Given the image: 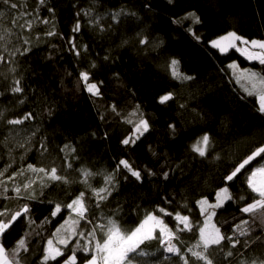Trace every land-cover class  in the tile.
Masks as SVG:
<instances>
[{
    "label": "trees",
    "instance_id": "1",
    "mask_svg": "<svg viewBox=\"0 0 264 264\" xmlns=\"http://www.w3.org/2000/svg\"><path fill=\"white\" fill-rule=\"evenodd\" d=\"M11 3L17 7L0 3V211L7 212L0 219L25 204L30 212L18 218L1 241L9 259L23 237L27 251H19V264H64L73 250L77 264H85L93 254L82 250L88 242L85 238L91 239L88 233L96 229L89 247L105 238L104 229L97 225L114 220L123 232H131L145 216L155 214L175 234L188 264H204L188 252L189 248L202 251V246L194 247L204 221L197 201L207 197L214 203L216 191L225 186L224 177L264 147V113L258 110V99L248 96L229 67L238 61L264 77V65L236 49L221 54L209 42L229 31L264 40V0ZM189 12L200 17L201 23L193 28L199 41L187 31L191 21L182 19ZM115 13L120 14L118 22L113 20ZM77 22L80 30L73 32ZM73 37L78 48L87 47L79 57L69 50ZM143 37L148 44L139 43ZM172 59L180 62L182 74L194 79H174L169 67ZM81 71H90L96 82L103 81L102 96L91 97L85 91ZM17 80L23 91L13 94ZM169 92L173 99L159 103V97ZM136 105L150 130L134 146H125L121 141L133 132V124L126 121L137 120L138 116H129ZM29 113L31 118L23 119ZM11 119L23 123L9 125ZM169 124L175 125V134ZM205 133L210 146L207 155L200 157L192 145ZM120 160L139 170L142 182L122 165L118 167ZM29 164L49 173L55 167L64 179L51 180L28 169ZM263 166L261 154L227 183L233 199L216 209L213 217L225 239L205 253L212 264L264 261V209L241 211L259 198L249 187L248 177ZM82 169L91 175L85 178ZM108 175L115 186L109 185L111 195L98 202L93 190L105 187ZM16 187L21 189L19 194ZM81 192L87 210L83 219L65 207ZM57 203L61 212L52 217ZM160 208L173 215L160 213ZM177 212L189 217L191 231L177 229L173 218ZM157 234L141 245L138 251L147 254L137 256L133 264H183L180 256L166 254ZM57 238L67 239V245L59 244ZM49 239L64 254L45 262Z\"/></svg>",
    "mask_w": 264,
    "mask_h": 264
},
{
    "label": "snow or ice",
    "instance_id": "2",
    "mask_svg": "<svg viewBox=\"0 0 264 264\" xmlns=\"http://www.w3.org/2000/svg\"><path fill=\"white\" fill-rule=\"evenodd\" d=\"M44 0H41L43 3ZM172 0H169L171 3ZM0 3L4 5H10L12 9H15L17 5L15 3L10 4V0H0ZM3 15V13H0ZM79 15V13L77 14ZM119 13L113 14V20L118 22ZM182 19L190 20L191 25L187 28V31L197 40H200V37L196 34L193 30L194 25L200 24L201 20L200 17L195 14V12L187 13ZM174 23H179L180 21H173ZM44 23H47L45 20ZM98 23V21H97ZM80 30V23L77 22L73 28V32H78ZM49 35H54L55 33H48ZM237 41L244 46H251L252 49H259V51H249L247 47H238ZM69 43L71 44L70 51L77 57L81 54V49L83 51H87L86 46H81L78 48L75 44V37H73ZM139 43L141 45L148 44V40L146 37L140 39ZM210 46L214 49H217L221 54H226L230 49H236L240 51L242 55L246 57L248 60H256L261 65H264V40H246L244 37L237 35L236 32H228L224 35L219 36L217 39H213L210 42ZM3 57L0 56V60ZM105 60L108 57L104 58ZM179 61L176 59H172L170 61V70L171 76L174 79L179 80H192L194 77L189 75H184L179 71ZM95 67V64L92 65ZM229 67H235V65H230ZM247 70H245L246 72ZM118 77V74H115ZM80 80L82 81L85 91L91 97H100L102 96L101 93V86L103 81L96 82L92 79V75L90 71H81L79 73ZM243 77L244 74H241ZM246 78L249 81L250 87H245V92H247L248 96H256L258 99L259 104V111L264 113V77H259L256 73L247 74ZM16 86L11 88V92L13 94L21 93L23 89L19 86L20 82L17 80ZM173 99L172 93H167L159 97L158 102L161 104L166 103L169 100ZM113 112L116 111V106L112 105ZM129 116H138L137 120L133 122L132 119H127V123L133 124V132L130 136L126 137L121 141V143L125 146L128 145H135L136 142L144 136L145 133L149 132L150 125L147 119L143 118V113L140 110V106L136 105L135 110L129 114ZM31 118V113L27 114L23 119L27 120ZM102 118V117H101ZM7 123L9 125H19L23 123L21 119H11L8 120ZM169 129L175 134V125L169 124ZM210 146V136L205 133L202 137H200L193 145L192 150L199 154L200 157H205L207 155L208 148ZM41 147L43 148L44 145L42 144ZM155 154V153H153ZM264 154V147L257 148L247 159L243 160L230 174L224 177L225 186L219 188L215 193V202L210 203L207 197H203L197 201V205L200 208L201 215L204 216L203 225L199 227V241L197 245L194 247L199 248L202 246V251H194L193 248H189L188 252H190L194 257L199 260L204 261V264H212V261L205 255L208 252L210 246L213 245H220L221 242L225 239V236L221 234V230L219 227L216 226L215 223L212 222V218L216 215V209L222 208L225 202L230 201L233 199L231 194L229 193V189L226 186L228 182H232L234 178L237 177V174L241 172L242 169L245 168L252 160H254L257 156ZM123 166L132 177H134L138 182H142L141 172L139 170L133 169L132 165L127 160H120L119 166ZM70 166V165H69ZM28 169L32 170L33 172L37 173H44L45 175L49 176V179L54 181H61L64 178L60 175H57V169L52 167L50 173L48 170L44 168H35L32 164L28 165ZM81 172L83 176L87 178L91 173L87 170L82 169ZM257 174H261L264 176V167L256 168L252 171L251 175L248 177V185L251 190L257 194L259 197L258 199H254L252 203L247 204L244 206L241 211L243 213H254L257 208L264 209V181L257 182L256 176ZM2 175V173H0ZM127 177H125L126 179ZM168 178V173L164 174V179ZM85 179V183H86ZM111 185L114 187L113 184V177L108 175L105 177V187L100 188L98 190H93L94 195L98 197L99 200L107 199L109 195H111V190L108 187ZM25 188H28L29 185H25ZM15 192L19 194L21 189L19 187L15 188ZM66 209L71 210L72 212L76 213L77 216L81 219L84 218V213L87 211L84 208V193L81 192L75 199L68 203ZM160 213L164 215L172 216V213H167L165 209L160 208L158 210ZM30 209L27 204H25L21 210L16 211L15 213L11 214L10 217L7 219H0V241L3 240L5 234L12 228L13 224L17 222L18 218L22 215L29 214ZM61 212V205L59 203L55 204L54 210L52 211V217H55L57 214ZM6 211H0V217H6ZM175 221L177 222V229L179 231L187 230L191 231V225L189 223V217L186 215H181L179 212L175 213L174 217ZM71 219V215L69 216V220ZM65 224L68 223V220H65ZM243 223H247V221H243ZM180 225H183V229L180 228ZM64 225L62 224L60 228L56 231L57 233L60 232L61 228ZM97 227L103 229V225H97ZM237 228L239 225L236 226ZM95 231L94 228L91 232L88 233L87 237V244L83 246L82 250L85 253L92 252L91 259L86 261V264H133V261L136 259L137 256H144L145 253L143 250H140L141 245L150 239H155L156 236L154 235L157 231L161 234V236L167 237V248L166 251L169 253H173L183 260V264H188L187 259L181 255L180 249L177 248L175 245L172 244V240L175 238V234L172 233L171 229L164 224V221L155 214H148L145 216L143 221L131 232H123L119 224H117L114 220H108L107 222V230L105 232V238L103 242L96 241L94 246L89 247L92 245V242L95 241ZM241 235H244L241 232ZM79 236L84 237V233H79ZM228 239H231L230 237ZM57 242L62 245H67V239L57 238ZM235 243L238 241L233 242L232 246L235 247ZM77 247H81L79 241H77ZM23 249L27 251L26 240L25 238H21L18 240L16 247L11 252V259H9V253L6 250L4 243L0 242V264H19V260L17 259L19 255V251ZM63 252L61 251L60 247H57L53 243V239H49L47 241V247L45 249V255L43 260L45 262L49 260H56L58 256H63ZM232 253L228 252V256H231ZM64 264H77V257L76 252L73 250L72 255L69 256L65 261ZM255 264V261L253 262ZM260 264H264V261H261Z\"/></svg>",
    "mask_w": 264,
    "mask_h": 264
},
{
    "label": "rangeland",
    "instance_id": "3",
    "mask_svg": "<svg viewBox=\"0 0 264 264\" xmlns=\"http://www.w3.org/2000/svg\"><path fill=\"white\" fill-rule=\"evenodd\" d=\"M229 32H236V31H229ZM227 33H228V32H227ZM236 33H237V32H236ZM225 34H226V33H225ZM223 35H224V34H223ZM237 35L242 36V37H244L246 40H249V41L254 40V39L247 38V37H245V36H243V35H241V34H239V33H237ZM217 38H218V37H217ZM217 38H215V39H217ZM255 40H263V39L255 38ZM237 45H238V47H247L249 51H259V49H252L250 45H249V46L241 45V43H240L239 41H237ZM0 56H1V55H0ZM230 65H235V67H231L232 74H233V76H234L236 79L239 80V82L242 84L243 87H250V86H251V85L249 84L248 79L246 78L247 74H250V73H256V74H258L259 77H262V76H261L258 72H256L255 70L250 69V68H244V67L240 66V64L238 63V61H233V62H231ZM245 70H247V71L245 72ZM241 74H244V76L242 77ZM263 167H264V166H263ZM255 179H256V181L259 183V182H261V181H264V176H262L261 174H257V176H256ZM209 202H210V201H209ZM210 203H211V202H210ZM84 208H85V207H84ZM212 222L215 223L214 220H213V218H212ZM103 229H104V232H106V230H107V225L104 226ZM103 229H102V230H103ZM155 235H156V233H155ZM157 237H158V238L162 237L161 234H160L159 232H158V234H157ZM0 242H1V241H0ZM101 243H102V242H101ZM251 264H253V263H251ZM255 264H260V263H256V262H255Z\"/></svg>",
    "mask_w": 264,
    "mask_h": 264
},
{
    "label": "built area",
    "instance_id": "4",
    "mask_svg": "<svg viewBox=\"0 0 264 264\" xmlns=\"http://www.w3.org/2000/svg\"><path fill=\"white\" fill-rule=\"evenodd\" d=\"M166 241H167V237L166 236L160 237V244L162 245V247H163L164 251L166 252V254L167 255H175L173 253H169V252L166 251V248H167ZM171 242H172L173 245H175L178 248L177 243H176V237Z\"/></svg>",
    "mask_w": 264,
    "mask_h": 264
},
{
    "label": "crops",
    "instance_id": "5",
    "mask_svg": "<svg viewBox=\"0 0 264 264\" xmlns=\"http://www.w3.org/2000/svg\"><path fill=\"white\" fill-rule=\"evenodd\" d=\"M155 235V234H154ZM86 264V263H85Z\"/></svg>",
    "mask_w": 264,
    "mask_h": 264
}]
</instances>
